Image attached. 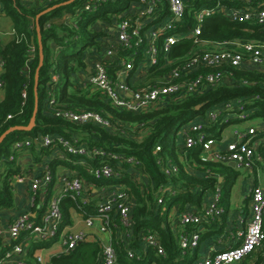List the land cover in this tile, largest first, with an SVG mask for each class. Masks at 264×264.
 Segmentation results:
<instances>
[{
	"label": "trees",
	"instance_id": "16d2710c",
	"mask_svg": "<svg viewBox=\"0 0 264 264\" xmlns=\"http://www.w3.org/2000/svg\"><path fill=\"white\" fill-rule=\"evenodd\" d=\"M67 1L69 0H54L46 4L41 0L24 2L0 0L3 12L11 19L16 32V37L11 38L0 48V61L3 64L0 79L4 91V99L0 102V136L9 128L26 126L32 117L36 103L35 124L32 130L13 131L0 144V208L10 209L14 206L11 180L21 172V167L17 165L18 154L12 151L14 142L45 135L76 138L79 143L90 149L100 148L124 158H134L138 164L130 165L121 162L118 165L115 160L95 159L87 160V165H78L73 164L78 161V158L74 156H67L69 159L67 161L57 160V158L46 161L52 174V182L47 191L45 204L52 196V187L60 167L77 173L86 184H93L97 188L121 187L133 201L130 218L134 225L132 238L127 246L114 245L117 252V264H192L198 258L199 247L181 256L177 234L171 228L169 220L171 209L178 206V209L182 211L187 205L201 209L205 195L212 192L217 184L220 185L224 214L206 226L207 231L200 234V243L207 238L220 235L227 225L226 218L229 214L231 193L236 180L230 173L232 168L201 161L198 150L195 148L185 150L182 143L177 142L176 133L184 124L202 117L210 108L238 99H244L246 109L254 111L251 118H264V72L254 68L241 70L226 68L223 80L216 87H203L193 94L170 96L163 102L137 113L116 108L100 92L92 91L87 81L80 83L76 77L79 73L86 74L88 54L89 58L101 59L109 76L111 78L115 76L121 68V60L130 56L131 52L120 49L115 57L108 60L101 56L104 39L109 37L106 29L113 27L117 22L116 16L135 6V2L134 0H105L92 12L80 13L73 20L76 25L75 30L63 25L56 26L52 21L63 14H74L76 10L82 8L84 3L92 0H74L70 4L62 5ZM184 2L185 13L182 19L174 22L169 30L160 34L157 45L162 44L169 35L182 37L171 47L166 58L159 56L158 64L148 69L147 77L156 79L168 75L171 69L182 66L196 52L208 50L210 43L231 41L264 43V32L259 27L245 22H232L222 12H215L201 22V34L198 36L200 42L195 44L190 32L196 25V13L201 8H212L214 2L207 0H184ZM56 5L59 6L41 15L42 12ZM223 5L231 6L227 2H223ZM158 7V18L149 25L162 23L169 17L165 2ZM31 23H33L32 29H30ZM49 23L51 24L48 26ZM96 23H99L103 30L94 27ZM36 26L39 29L42 52L40 66ZM104 27L107 28L104 29ZM80 40H83L85 45L75 53L73 50ZM30 42L36 49L34 57L27 53ZM87 48L90 49L85 52ZM142 60L141 49H139L134 64L137 66ZM36 71L38 75L35 91ZM200 71H208V69L203 68ZM195 74L191 72L186 77L183 76L180 81L184 78L192 79ZM52 75L58 78L55 84L51 82ZM49 87L62 107L76 113L86 111L98 113L108 120L112 127L107 129L92 123L79 125L46 114ZM22 93L26 94L25 99L22 98ZM254 96H258V99L251 100L250 98ZM9 115L11 118L7 120ZM229 123H236V121ZM223 126V123H217L210 132L217 134L216 131ZM157 146L160 147L158 152L155 150ZM29 149L38 158L49 157L56 151L55 149H38L35 144H32ZM9 156L13 157L11 161H8ZM39 160L41 159L37 161ZM157 161L175 166L176 174L170 177L165 176ZM105 162L116 168L118 177L109 180L92 178L88 173V167H95ZM205 171L215 176L204 179L202 173ZM219 179H221L220 182ZM161 187L170 188L172 193L165 194L162 204H158L157 191ZM96 205V201L90 199L81 210L84 217L95 215ZM75 207L70 198H63L60 205L62 224L57 236L49 241L31 242L25 258L26 264H39L33 257L34 251L50 248L57 241L62 229L71 223L70 210ZM44 209L45 206L41 211ZM35 219L38 220L39 216L36 215ZM147 230L157 234L164 256H158L154 251H149L140 261L127 259L126 248L137 247L140 233ZM263 253L264 244L259 251L238 264H262ZM100 261V245L85 243H80L74 250L63 252L50 259L51 264H100Z\"/></svg>",
	"mask_w": 264,
	"mask_h": 264
},
{
	"label": "built area",
	"instance_id": "2783aa9c",
	"mask_svg": "<svg viewBox=\"0 0 264 264\" xmlns=\"http://www.w3.org/2000/svg\"><path fill=\"white\" fill-rule=\"evenodd\" d=\"M41 1L49 4L54 0ZM207 1L214 2V6L201 8L196 13V25L190 32L195 44L200 42L198 36L201 34V22L215 12H222L232 22H245L257 26L264 32V0ZM102 2L105 0H92L84 3L82 8L76 10L74 14H63L59 18L61 25L76 30L73 20L80 13L92 12ZM134 2L135 6L116 16L117 22L109 28L115 36L118 47L131 52V55L121 60V68L113 78L109 76L103 61L94 59L90 67V75L86 80L92 91L100 92L112 106L137 113L163 102L170 96L193 94L203 87H216L223 80L226 68L237 70L254 68L264 72L263 42H215L209 44L213 49L196 52L182 66H176L170 70L168 75L156 78L159 79L158 82L142 84L138 87L129 85L125 81L129 72L140 70L146 75L149 68L158 64L160 55L167 57L171 47L182 36L169 35L159 46L157 45L158 38L160 34L169 30L174 22L180 21L185 13L184 0H134ZM162 2H165L167 6L169 20L149 25L158 18V6ZM223 2L231 6L226 7ZM32 28L33 23L30 25V29ZM5 36L16 37V32L12 29L0 33V48L4 44L2 38ZM139 49H141L143 60L135 66V56ZM35 52V46L30 42L27 53L34 57ZM115 53L116 49L110 45L104 50L103 57L110 59L116 56ZM2 65L0 61V71ZM203 68L208 71H200ZM191 72L196 73L192 79L184 78L180 81L183 76L186 77ZM57 80L56 75L51 76L53 84ZM0 90H3L1 79ZM22 98H26L25 93H22ZM250 99L257 100L258 96ZM245 104L244 99L224 102L210 108L202 117L189 121L179 129L181 143L185 150L197 149L200 160L205 163L225 166L233 163V169L243 171L252 181L249 187L248 218L239 220L240 228L231 238V241L237 244L223 249L213 248L204 256L196 258L192 264H238L259 251L264 244V118H251L254 111L246 109ZM46 108V114L68 122L79 125L92 123L107 129L112 127L110 122L98 113L91 111L76 113L62 107L50 87L47 90ZM10 118V115L7 116V120ZM231 121H236V123H229ZM247 122L249 125L245 127L232 128L229 138L222 135V130H217V134L210 132L217 123H223L227 127ZM32 144H35L38 149H55L57 152L55 158L58 160L67 161L69 160L67 156H74L78 158V161L73 164L78 165H87V160L95 159L115 160L118 165L121 162L130 165L138 164L134 158H124L100 148L90 149L79 143L76 138L67 139L59 135H45L16 141L12 145V151L28 149ZM155 150L160 151V147L157 146ZM12 159L13 157L9 156L8 161ZM157 163L161 166L165 176L170 177L176 174L175 166L161 164L160 161ZM38 166L40 167L37 168V172H22L14 178L15 184L26 187L31 207L35 206L38 197H45L52 182V174L47 163ZM87 170L95 180H109L118 177L116 168L106 162L95 167L89 166ZM202 176L204 179H210L215 175L205 171ZM216 177L218 178L217 175ZM55 179L58 186L57 192L49 198L38 220L35 219V213L28 211L17 214L8 225H0V264H26L25 258L31 242L49 241L57 236L62 224L60 205L63 198H70L76 206L73 210L83 215L81 210L89 201L86 196V182L77 173L69 172L61 173ZM101 191L102 196L96 205L95 215L84 217L86 229L92 228L94 222L98 221L100 233L108 234L113 230H119L123 231L126 238H130L134 225L130 218V209L133 206L130 195L121 187H103ZM169 193H172L170 188H159L157 203L162 204L164 195ZM220 200L221 186L217 184L210 192V199L201 209L192 207L177 213L176 234L181 256L193 252L200 246L201 227L204 224L212 223L223 215L224 209ZM85 238L84 231L66 232L63 228L56 243L63 247L64 252H70ZM138 241L137 247L126 248L127 259L140 261L149 251H154L158 256H164L161 241L155 232L149 230L141 232ZM261 257L262 264H264V253ZM34 258L39 264H51L50 262L44 263L40 256ZM100 264H117V252L111 242L101 245Z\"/></svg>",
	"mask_w": 264,
	"mask_h": 264
},
{
	"label": "crops",
	"instance_id": "0c3cea01",
	"mask_svg": "<svg viewBox=\"0 0 264 264\" xmlns=\"http://www.w3.org/2000/svg\"><path fill=\"white\" fill-rule=\"evenodd\" d=\"M20 1L24 2V1H28V0H20ZM168 20H169V17L166 18V20L164 22H167ZM52 23L56 26H61L59 18L54 19L52 21ZM94 27H97L99 30H103V27L100 26L99 23H96V25ZM106 28L107 27H104V29H106ZM12 29H13L12 21L9 17H7L5 15V13L3 12V8L0 4V33L8 32V31H11ZM106 30L109 32V37L104 39V48H103L102 52L100 53V55L103 56L104 50L106 48H108L110 45L114 46V48L116 49L115 54L117 55L120 48L117 45L115 36L112 35L113 32L109 31V28H107ZM2 39H3V43H6L11 38L5 36ZM209 48H211V46H209ZM105 59L108 60V58H105ZM93 60H94L93 58H89V54H88L87 55L88 66L86 68V74L84 75V74L79 73L76 77V80L78 82L81 83L82 81L84 82L87 80V78L90 75V67L93 63ZM87 69H89V73L87 72ZM125 81L131 86L138 87L142 84H150L152 82H158L159 79L149 78L144 74V72H141L140 70H137V71L133 70L127 74ZM3 99H4V91L0 90V102L3 101ZM246 125H249V123L247 122V123L238 124V125H234V126H227V127L223 126L222 129H220V130H222V135L225 136V138L226 137L229 138L231 135L230 131L232 128H234V127L242 128V127H245ZM176 134H177V142L181 143L182 138H181V134H179V129H178ZM24 150L28 151L31 155H29L28 157H25L24 159L21 160L19 157V155L21 156V153L19 154V151L17 152V154H18L17 165L21 167L20 173H22V172L23 173L37 172V168L40 167L38 165L46 163V161L55 159V157H56L55 154L57 153L55 151V152H52V154L49 155V157L48 156H40L38 158L31 153L29 148L24 149ZM38 159H41V160L37 161ZM58 169H61V170L58 171V173H56V176L61 174V173H64L65 171H67L69 173H75L73 171L67 170L64 167H60ZM59 172H61V173H59ZM241 172H243V171H241ZM244 174H245V176L243 178L244 182H243V184H241V187L239 188V192H237V190L234 191L232 189L231 198H230L229 214L226 218L227 225L224 229V232L221 233L220 235L214 236L212 238H207L206 240L201 242L199 249H198V253H197L198 257L204 256L208 251H210L213 248L214 249H223L225 247L234 246L237 244V243L231 241V238L238 232V229L240 228V225L238 223L239 220L240 219L247 220V218H248L249 200H250L249 187L252 183V181L247 178L248 177L247 174L246 173H244ZM14 178H15V176L11 180V185L13 187V194H14V206L10 209H1L0 208V225H2V226L8 225L9 222L19 213L30 211V212L35 213L36 215L40 216L43 213V211L45 210L44 209L43 211H41L42 208L44 206L46 208L45 200H46L47 193L45 194L44 198L38 197L36 200L35 206L31 207L29 204V194L26 191V187L23 185L15 184ZM54 183H56V179H55ZM57 188H58V186L56 183L52 187V195L57 192ZM102 189H103V187L97 188L93 184H87L86 196L88 197L89 200L92 199V200L96 201V203H98L101 199V196H102V191H101ZM209 199H210V193L205 195L202 206L204 204H206ZM236 200H239L242 202V204H243L242 210H234L235 206L233 208V205H234V203H236ZM220 204H221V200H220ZM192 207H195V206L187 205V206H185L184 209H190ZM195 208H197V207H195ZM222 208H223V206H222ZM197 209H200V208H197ZM178 212H180V210L178 209V206H174L171 209L170 216H169L171 228L175 232L178 229V227L176 225ZM70 213H71V223L68 226H65L64 229L66 232L84 231L86 234V238L82 243H85L87 245L99 244L101 247L102 244L111 242L113 245L123 244V245L127 246L129 240L132 238V236H130V238H126L124 236L123 231H119V230H113L111 233H108V234L100 233L99 232L100 223L98 221L94 222V225L92 228L86 229V227L84 225V215H82L80 213H76V211L73 209L70 210ZM209 224H204L203 227H201V233L200 234H203L207 231L206 226H208ZM28 248H29V246H28ZM63 252H64L63 247H61L58 243L55 242L50 248L39 249V250L34 251L33 257L40 256L44 263H49L50 259L52 257L58 256Z\"/></svg>",
	"mask_w": 264,
	"mask_h": 264
},
{
	"label": "water",
	"instance_id": "95a60500",
	"mask_svg": "<svg viewBox=\"0 0 264 264\" xmlns=\"http://www.w3.org/2000/svg\"><path fill=\"white\" fill-rule=\"evenodd\" d=\"M74 0H69L65 3H63L62 5H67V4H70L71 2H73ZM59 5H56V6H53L47 10H45L44 12L41 13L42 14H45V13H48L50 12L51 10L57 8ZM38 18V17H37ZM37 18H36V23H37ZM36 33H37V43H38V50H39V66L41 65L42 63V52H41V44H40V36H39V29L38 27L36 26ZM87 72L89 73V69H87ZM37 71L35 73V91H36V86H37ZM36 94V93H35ZM35 116H36V103H35V109L33 111V114H32V117L29 121V123L26 125V126H16V127H12V128H9L7 131H5L1 136H0V144L2 143V141L4 140V138L11 132L13 131H24V132H28L30 130H32V128L34 127V124H35ZM229 167L231 168H234V164L233 163H230L228 165ZM221 181V179H219V182Z\"/></svg>",
	"mask_w": 264,
	"mask_h": 264
},
{
	"label": "rangeland",
	"instance_id": "374dc122",
	"mask_svg": "<svg viewBox=\"0 0 264 264\" xmlns=\"http://www.w3.org/2000/svg\"><path fill=\"white\" fill-rule=\"evenodd\" d=\"M85 45V42L83 41V40H80V41H78L77 42V44H76V47L74 48V50H73V52H78V51H80V49L83 47ZM90 48H87L86 50H85V52H87L88 50H89ZM207 49H213V48H207ZM21 153V156L19 155V157H20V159L22 160V159H24L25 157H28L29 155H31L28 151H25V150H21V151H19V154ZM61 169H58L57 170V173H58V171H60ZM68 170V169H67ZM65 172H67V171H65ZM59 173H61V172H59ZM230 173H231V175L233 176V178H235V186H234V188H233V190L235 191V190H237V192H239V188L241 187V184H243V182H244V180H243V178H244V176H245V174L243 173V172H241V171H237V170H234V169H232L231 171H230ZM235 202V201H234ZM224 205V204H223ZM225 206V205H224ZM234 206H235V209L234 210H242L243 208V204H242V202L241 201H239V200H236V203H234V205H233V208H234Z\"/></svg>",
	"mask_w": 264,
	"mask_h": 264
}]
</instances>
